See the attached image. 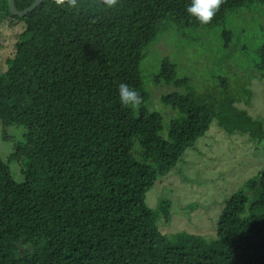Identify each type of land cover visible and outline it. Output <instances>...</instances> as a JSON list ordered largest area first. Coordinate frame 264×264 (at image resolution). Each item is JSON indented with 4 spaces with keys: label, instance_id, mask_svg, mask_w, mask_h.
Returning <instances> with one entry per match:
<instances>
[{
    "label": "trees",
    "instance_id": "16d2710c",
    "mask_svg": "<svg viewBox=\"0 0 264 264\" xmlns=\"http://www.w3.org/2000/svg\"><path fill=\"white\" fill-rule=\"evenodd\" d=\"M188 3L44 0L18 17L0 0V49L7 30L15 37L0 122L20 133L0 158V264H264V169L225 203L214 236L164 233L171 202L146 203L214 122L264 145V121L237 107L264 79V0H222L207 25ZM162 41L169 56L154 50ZM121 83L138 108L120 104Z\"/></svg>",
    "mask_w": 264,
    "mask_h": 264
},
{
    "label": "rangeland",
    "instance_id": "374dc122",
    "mask_svg": "<svg viewBox=\"0 0 264 264\" xmlns=\"http://www.w3.org/2000/svg\"><path fill=\"white\" fill-rule=\"evenodd\" d=\"M5 35L6 47L0 49V73L6 71L5 60L15 42L11 30ZM154 50L162 56L172 54L168 41H162ZM242 82L248 87L247 75L243 76ZM250 90L251 103H241L237 107L264 121V79L254 76L249 82ZM154 91V99L158 100L161 95L174 90L165 87ZM216 125L214 122L206 137L198 141L194 149H188L177 168L160 179L147 194L146 203L152 210H156L163 200L171 202L172 223L161 225L164 233L187 230L190 234L214 236L213 230L225 203L264 169V145L259 150L260 147L247 136H227ZM19 136L15 127L6 129L0 122L2 160H8L14 153ZM9 165L15 181L23 182L21 165L17 162Z\"/></svg>",
    "mask_w": 264,
    "mask_h": 264
},
{
    "label": "clouds",
    "instance_id": "9594fccd",
    "mask_svg": "<svg viewBox=\"0 0 264 264\" xmlns=\"http://www.w3.org/2000/svg\"><path fill=\"white\" fill-rule=\"evenodd\" d=\"M109 4L114 0H108ZM222 0H189L186 12L199 24L207 25L212 20L218 10ZM57 6L62 8L76 9L78 0H55ZM118 98L122 106L136 109L142 102L141 95L127 84L121 83L118 88Z\"/></svg>",
    "mask_w": 264,
    "mask_h": 264
},
{
    "label": "water",
    "instance_id": "95a60500",
    "mask_svg": "<svg viewBox=\"0 0 264 264\" xmlns=\"http://www.w3.org/2000/svg\"><path fill=\"white\" fill-rule=\"evenodd\" d=\"M44 0H37L30 8H27V10H25L24 12H19L15 6V0H9V5H10V12L12 15L14 16H18V17H24L26 16L28 13L32 12L35 10V8H37ZM103 3H108V0H100Z\"/></svg>",
    "mask_w": 264,
    "mask_h": 264
}]
</instances>
